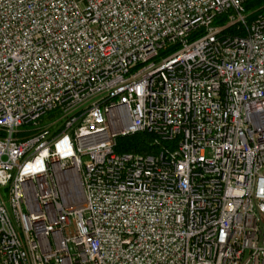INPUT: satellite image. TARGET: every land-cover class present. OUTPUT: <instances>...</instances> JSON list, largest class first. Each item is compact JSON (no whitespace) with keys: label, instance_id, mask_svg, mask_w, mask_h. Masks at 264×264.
Segmentation results:
<instances>
[{"label":"built area","instance_id":"obj_1","mask_svg":"<svg viewBox=\"0 0 264 264\" xmlns=\"http://www.w3.org/2000/svg\"><path fill=\"white\" fill-rule=\"evenodd\" d=\"M246 1L0 0V264H264Z\"/></svg>","mask_w":264,"mask_h":264},{"label":"trees","instance_id":"obj_2","mask_svg":"<svg viewBox=\"0 0 264 264\" xmlns=\"http://www.w3.org/2000/svg\"><path fill=\"white\" fill-rule=\"evenodd\" d=\"M244 7L249 13V19L264 14V0H248ZM154 139L153 134L146 132L122 136L116 140L115 152L117 154L154 155L160 148V145L153 143Z\"/></svg>","mask_w":264,"mask_h":264},{"label":"rangeland","instance_id":"obj_3","mask_svg":"<svg viewBox=\"0 0 264 264\" xmlns=\"http://www.w3.org/2000/svg\"><path fill=\"white\" fill-rule=\"evenodd\" d=\"M1 192H2V195H3L4 197H6L5 191H4V190H1Z\"/></svg>","mask_w":264,"mask_h":264}]
</instances>
